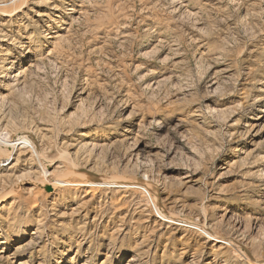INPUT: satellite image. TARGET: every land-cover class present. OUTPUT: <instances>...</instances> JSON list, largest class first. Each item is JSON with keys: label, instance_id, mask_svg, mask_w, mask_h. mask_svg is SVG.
<instances>
[{"label": "rangeland", "instance_id": "1", "mask_svg": "<svg viewBox=\"0 0 264 264\" xmlns=\"http://www.w3.org/2000/svg\"><path fill=\"white\" fill-rule=\"evenodd\" d=\"M20 2L0 0V264L264 259V0ZM97 180L128 190L57 185Z\"/></svg>", "mask_w": 264, "mask_h": 264}, {"label": "bare ground", "instance_id": "2", "mask_svg": "<svg viewBox=\"0 0 264 264\" xmlns=\"http://www.w3.org/2000/svg\"><path fill=\"white\" fill-rule=\"evenodd\" d=\"M28 1L29 0H21V2H20V4L18 5V7L14 10V11H12L11 12V14L12 15H14V14H16L18 11H21L22 10V8H24L26 5H27V3H28ZM10 16V15H9ZM8 78H12V77H8ZM15 78V77H14ZM261 102H263L264 101V97H262V100H260ZM256 111H260V109H258V108H256ZM125 120V119H124ZM126 120H127V118H126ZM129 129H124V132H127ZM26 139V138H25ZM19 141H20V143H21V145H22V142H23V144H27L28 142H27V140H23V138L22 139H19ZM24 142H26V143H24ZM29 144V143H28ZM31 144V143H30ZM33 148V147H32ZM10 155H12L13 154V150H10V153H9ZM64 157V156H63ZM72 180V179H71ZM98 181V180H97ZM97 181H90V182H68V181H66V182H64L63 181V183H57V185H60V186H66V187H74L76 190H81L82 188L83 189H88L86 192H87V194H93V192H95V194H96V192H97V190H98V188H100V187H104L103 185H105V187H107L108 188V190L109 189H113V190H115L116 191V193H120L121 191L120 190H128L127 188H128V186L127 185H125L124 183H121L120 181L118 182V181H109L107 184H103V183H99V181L97 182ZM108 181V180H107ZM106 181V182H107ZM101 182V181H100ZM127 184V183H126ZM145 184V183H144ZM138 185V184H137ZM143 186V185H142ZM133 187V186H132ZM148 187V186H147ZM55 188V185H54V187H50V190H53ZM133 193H139L141 190H143L144 192L146 191L147 192V188H137V187H133L132 189H130ZM142 192V191H141ZM161 216H163V215H161ZM160 216V217H161ZM161 219H163L164 220V222H168V223H175V222H180V223H187L190 227H191V229H196V230H200V231H203L202 229H201V227L199 228V226H197L195 223H192V222H187V221H185V220H182L180 217H176V216H174V215H172V216H164L163 218H161ZM204 229H205V227H204ZM203 233L205 234V235H207L208 237H213L212 235H209V233H206L205 231H203ZM217 239H219V238H217ZM244 239V238H243ZM228 243V242H227ZM228 245L229 246H231L232 248H234V249H236L235 247H234V244H232L231 242H229L228 243ZM131 261H133V259H131L129 262H131ZM251 264H264V259H262V258H258V259H256V261H252L251 262Z\"/></svg>", "mask_w": 264, "mask_h": 264}, {"label": "built area", "instance_id": "3", "mask_svg": "<svg viewBox=\"0 0 264 264\" xmlns=\"http://www.w3.org/2000/svg\"><path fill=\"white\" fill-rule=\"evenodd\" d=\"M0 164H2V159L0 158Z\"/></svg>", "mask_w": 264, "mask_h": 264}]
</instances>
